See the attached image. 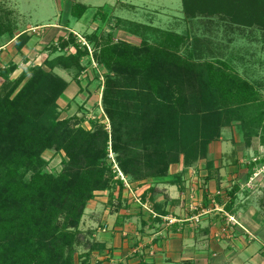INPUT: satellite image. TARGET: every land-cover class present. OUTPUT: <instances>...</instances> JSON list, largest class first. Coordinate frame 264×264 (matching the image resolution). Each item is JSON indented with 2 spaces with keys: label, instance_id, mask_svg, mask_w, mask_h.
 Segmentation results:
<instances>
[{
  "label": "rangeland",
  "instance_id": "rangeland-1",
  "mask_svg": "<svg viewBox=\"0 0 264 264\" xmlns=\"http://www.w3.org/2000/svg\"><path fill=\"white\" fill-rule=\"evenodd\" d=\"M168 2L171 3V0ZM22 4L18 8L15 0H0V36L3 32L9 33L0 37V73L10 71L6 73L7 79L1 76L0 90L3 86L9 89L19 81L11 94L14 97L37 69L50 77H58L67 86H73L69 99L66 102L65 98L56 100L43 120L65 119L69 127H82L88 131H96L102 126L109 135L114 124L115 129L121 127L131 136L139 135L136 127L140 128L143 124L141 110L153 107L152 102L147 100L150 97L147 92L150 73L118 72L106 68L99 58L101 47L124 42L142 50V53L158 49L174 53L179 59L169 65L167 58L165 65L162 64L153 73L155 77L164 75V83L170 86L169 92L174 95L171 100L180 102L181 107L177 108V114L169 123L175 135L173 144L170 140L169 146L174 145L180 151L178 162L170 164L164 176L135 180L120 170L117 155L108 142L106 159L113 177L108 188L93 192V197L84 208L72 246L74 264L93 263L92 254L99 230L103 232L109 228L112 231L114 224L123 227L127 234L129 228L134 232V226L140 230L139 223L145 221L143 217L148 214L153 216L148 197L151 199L156 195L158 180L169 181L168 178L173 177V181L177 176L174 164L216 158V154L211 153L220 143L231 144L233 151L236 147H252L253 144L264 147V0H186L185 5L179 0L178 6L172 8H133L132 13L128 8L124 9L125 12H118L116 8L104 12L100 8L90 12L91 16L83 20H79L81 16L76 5L69 8V3L62 8V13L58 8L56 18L48 14V8L38 9ZM69 11L76 20L73 24L64 25V12L69 14ZM36 14L40 20L51 16L54 26L32 28L29 32L31 36L25 33L16 39H8L18 33V28L27 29L32 22H39L35 20ZM60 26L69 30H62ZM72 55L77 57L78 64L64 67L56 60ZM185 63L190 65L186 67ZM201 63H212L234 77L247 80L257 91L258 100L235 107L223 106L219 93L209 87L207 73ZM121 142L131 146L134 154L139 149L132 146L142 144V141L137 138L132 141L127 135ZM65 155L63 150H44L41 157L46 164L41 166L42 172L58 174ZM259 156L242 154L241 157L244 161L253 164V160L258 164L247 173L249 178L245 186L250 190H264V178L260 173L264 168L259 165L264 154ZM257 175L262 176L259 178ZM201 181L200 188L206 190L207 185ZM241 186L233 185L223 197H216L215 202L225 201L230 191L239 190ZM185 187L190 190V200L195 201L197 188L191 190V185L186 184ZM148 192L152 195L149 196ZM206 200L208 206L211 200ZM259 207L263 210L260 204ZM197 208L195 202L189 206L192 211ZM200 215H193L192 221L199 223ZM163 219L166 225L176 222L173 217ZM227 220L228 225L239 226L246 235L253 237L234 217H227ZM115 231L122 235V231Z\"/></svg>",
  "mask_w": 264,
  "mask_h": 264
},
{
  "label": "trees",
  "instance_id": "trees-1",
  "mask_svg": "<svg viewBox=\"0 0 264 264\" xmlns=\"http://www.w3.org/2000/svg\"><path fill=\"white\" fill-rule=\"evenodd\" d=\"M182 1L185 5L186 0ZM76 7L81 15L84 8ZM142 52L121 42L101 47L99 54L100 61L110 70L150 73L147 100L153 107L141 110L143 124L136 127L139 135L131 136L121 127L115 129L114 124L109 135L102 126L88 131L69 127L65 119L43 120L46 111L67 88V83L40 69L14 97L11 94L19 81L9 89L2 87L0 264H74L72 246L84 208L93 192L108 188L113 177L106 159L108 142L117 155L120 170L135 180L164 176L169 165L178 162L180 151L174 145L169 146V141L173 144L175 137L169 123L181 107L180 102L171 100L174 95L169 92L170 86L165 85L164 75L155 77L153 73L165 65L167 58L169 65L179 59L174 53L158 49ZM56 60L64 67L78 64L74 55ZM200 65L205 67L207 83L219 93L223 106L235 107L258 100L257 91L247 80L234 77L212 63ZM3 72L0 76L7 79L6 73L10 71ZM109 116L113 120L112 112ZM126 135L132 141L136 138L142 141L139 146H132L139 149L135 154L131 146L121 142ZM46 149L63 150L66 154L58 174L41 170L46 164L41 153ZM237 190L230 191L226 210L231 209ZM261 206L264 208V201Z\"/></svg>",
  "mask_w": 264,
  "mask_h": 264
},
{
  "label": "crops",
  "instance_id": "crops-1",
  "mask_svg": "<svg viewBox=\"0 0 264 264\" xmlns=\"http://www.w3.org/2000/svg\"><path fill=\"white\" fill-rule=\"evenodd\" d=\"M168 1L66 0L64 3V0H37L38 4L34 0H15V6L18 7L20 4L26 3L32 8H48V14L54 15L56 18L57 12L61 9L62 13V8L68 3L70 4L69 8L79 5L84 8L79 19L81 20L88 18L91 16L90 12L100 8L104 12L115 8L118 9V12H125L124 9L128 8L130 9L129 13H132L133 8L150 10L178 6L179 0L177 4H175V0H171V3ZM131 15L129 14V16ZM51 16L40 20L36 14L35 20L38 19L39 22H32L33 24L28 25L27 29L18 28V33L8 39H16L18 35L25 33L31 36L29 32H32V28L54 26ZM64 16L66 18L64 25L73 24V21L76 20L70 11L69 14L64 12ZM60 28L69 30L64 26H60ZM5 33L9 34L6 31L0 37L5 36ZM2 79L0 76V80ZM62 94L57 100H61ZM68 99L69 96L65 98L64 102ZM233 148L231 144L220 143L218 147H214L211 153L216 154V158L210 157L208 160L174 164V173L177 176L173 181V177H169V181L158 180L159 190L157 189L156 195L151 199L148 197L153 209V216L147 213L148 215L143 217L145 221L139 223L140 230L134 226V232L129 228V234L125 233L123 227H117L116 224L112 231L109 228L103 232L99 230L96 249L93 254L91 253L93 263L89 261V264H264V208L262 207V210L259 207L261 200H264L262 198L264 190L261 188L250 190L245 186L249 178L248 170L258 164L257 161L252 160V164L251 161H244L241 158L242 154L253 157L263 156L264 147H255L253 144L252 147H240V149L236 147L235 151ZM259 165H263L264 168V159ZM260 173L264 178V170ZM199 181L205 183V186L207 185L206 190L200 188ZM185 184L186 186L191 185V190L193 187L197 188L195 189L197 193L195 201L190 200L191 193ZM235 184L242 186L234 193L235 199L231 209L226 210L225 205L230 203V194L226 195L225 201L215 202V198L223 197L226 191L232 189ZM152 186L154 187L155 184ZM148 195L151 196L152 192H148ZM206 198L212 202L208 206ZM194 202L199 208L192 211L189 206ZM197 213L201 214V219L199 223H194L191 218ZM230 216L234 217L240 226L252 233L253 237L246 235L239 226L228 225L227 217ZM166 217H173L176 222L166 225V220L163 219ZM115 230L122 231L123 236ZM143 230L144 232H142ZM125 235L126 237H124ZM137 250L140 252L136 253Z\"/></svg>",
  "mask_w": 264,
  "mask_h": 264
},
{
  "label": "bare ground",
  "instance_id": "bare-ground-1",
  "mask_svg": "<svg viewBox=\"0 0 264 264\" xmlns=\"http://www.w3.org/2000/svg\"><path fill=\"white\" fill-rule=\"evenodd\" d=\"M68 88H66L64 91H63V94H62V97H61V100L62 99H64V98H66V97H68V96H70L71 94H72V88H73V86H67Z\"/></svg>",
  "mask_w": 264,
  "mask_h": 264
}]
</instances>
